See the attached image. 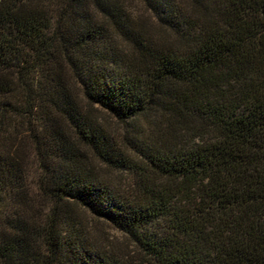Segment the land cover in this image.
<instances>
[{
  "label": "trees",
  "instance_id": "16d2710c",
  "mask_svg": "<svg viewBox=\"0 0 264 264\" xmlns=\"http://www.w3.org/2000/svg\"><path fill=\"white\" fill-rule=\"evenodd\" d=\"M142 1L0 0V264H264V0Z\"/></svg>",
  "mask_w": 264,
  "mask_h": 264
},
{
  "label": "rangeland",
  "instance_id": "374dc122",
  "mask_svg": "<svg viewBox=\"0 0 264 264\" xmlns=\"http://www.w3.org/2000/svg\"><path fill=\"white\" fill-rule=\"evenodd\" d=\"M129 10L133 13V15L138 18V19H143L144 21H147L148 23H150V25L152 26L153 30L157 29L158 27L155 26L156 23L154 21V19L152 18L150 11L146 8L145 4L143 3L142 0H123ZM160 33H163V31L159 30ZM96 115L98 116V118L102 121L103 124H105V126H107L114 135L119 136L122 135V131H123V126L121 123L117 122L113 117H109L107 115V112L103 109H101V107L96 106ZM101 109V110H100ZM29 152L27 154L28 158H29V165L31 167V181L34 179L35 177V159H34V154L32 152V146L30 145V143L27 146ZM108 175H110L112 177V179H117L116 177H118V175L114 174V173H108ZM32 183V182H31ZM32 185V184H31ZM35 195V203L38 204V202H40V197L35 193H33ZM40 206V204H39ZM78 211L82 214V217L87 221V223H89L93 229L95 227V233L98 234L101 237H104L106 240H112L114 241L115 244L122 246V247H126L128 246V239L126 238V236H124L122 233L118 232L117 230H115L110 224L106 223L104 220H100V219H96L94 218L90 213H88L87 211H82L80 209H78ZM128 244V245H127ZM128 249V248H127Z\"/></svg>",
  "mask_w": 264,
  "mask_h": 264
}]
</instances>
